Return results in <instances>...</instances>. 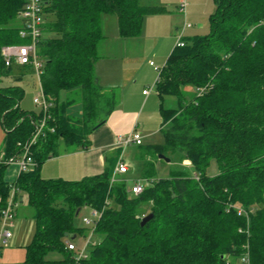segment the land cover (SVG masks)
Here are the masks:
<instances>
[{
    "label": "trees",
    "instance_id": "1",
    "mask_svg": "<svg viewBox=\"0 0 264 264\" xmlns=\"http://www.w3.org/2000/svg\"><path fill=\"white\" fill-rule=\"evenodd\" d=\"M214 2L209 31L185 35L155 83L163 142L138 145L136 166L140 177L156 181L133 196L127 177L111 181V166L79 180L45 179L41 168L62 145L87 149L92 131L116 106L117 89L101 85L96 74L105 18L116 17L119 35L131 38L142 34L148 15L166 8L158 0H42L43 33L49 35L38 45L40 84L52 103L51 119L32 146L34 166L8 183V165L0 164V211L13 186L16 199L25 192L34 210L27 263L245 264L246 256L249 264H264V0ZM25 3L0 0V82L12 71L2 48L29 42L20 35ZM71 91L78 99L63 100ZM24 95L19 85H0L5 159L21 151L18 143L30 138L43 115L21 107ZM166 96L175 97L177 106H165ZM76 100L81 117L68 112ZM160 154L171 163L188 161L193 172L176 166L160 176L158 161L168 163ZM213 162L218 170L212 174ZM237 205L249 215H239ZM84 206L101 213L94 229L99 240L77 260L68 242L86 233L74 223Z\"/></svg>",
    "mask_w": 264,
    "mask_h": 264
},
{
    "label": "crops",
    "instance_id": "2",
    "mask_svg": "<svg viewBox=\"0 0 264 264\" xmlns=\"http://www.w3.org/2000/svg\"><path fill=\"white\" fill-rule=\"evenodd\" d=\"M158 2L165 6L166 10L162 13L148 15L144 21L143 32L137 37L122 38L119 35L117 18L114 16L105 18L106 37L99 46L101 58L96 64V69H98L96 74L101 85L117 89L116 106L107 120L92 131L90 146L87 149L68 150L62 145L57 156L47 159L41 168L43 178L79 180L85 176L101 174L108 166L115 170L121 153L131 171L136 166L138 145L132 144L123 149L118 144V137L121 134L139 130L143 135V143H152L150 139L156 133H161L163 119L160 112V97L155 84L157 72L150 62L153 61L157 65L166 63L186 19L192 23L186 28V36L207 33L209 29L206 31L200 20H208L216 5L214 0H188L189 12L185 16L179 10L180 0H158ZM104 45L117 48L113 51L117 53V57L108 59V61L103 59L101 50ZM27 70H33L35 73L31 66L13 64L11 73L1 78L0 85L4 87L21 86L25 90V95L20 102L21 107L30 111H39L40 107L34 103L33 99L41 92L37 93L34 85L27 89L29 85L25 87L15 82V80L20 82ZM3 81L8 83L4 84ZM38 87L42 91L40 80ZM146 88L150 89L148 93H144ZM69 98L78 99L77 93L71 91L62 95L63 100ZM74 102L68 108V112L74 105H81L78 100ZM5 137L6 130L0 114V164L8 165L4 179L8 183H13L21 173L17 160L21 157V151L14 157L5 159L3 152ZM124 175L126 174L120 176ZM24 201L25 196L21 193L18 199L16 226L10 245L20 246L26 251V246L31 242L32 228H35V219L34 213H30L29 210L28 215L19 218V208Z\"/></svg>",
    "mask_w": 264,
    "mask_h": 264
},
{
    "label": "built area",
    "instance_id": "3",
    "mask_svg": "<svg viewBox=\"0 0 264 264\" xmlns=\"http://www.w3.org/2000/svg\"><path fill=\"white\" fill-rule=\"evenodd\" d=\"M42 5V0H26L24 7L19 12V19L21 21L20 35L23 38L29 40V42L23 44L5 45L2 48V57L6 66H12L13 64L31 65L39 78L42 74L44 65V61L38 53V45L44 30V13ZM187 7L188 0H180L179 10L183 12L185 16L187 14ZM191 25L192 23L186 19L177 35L175 46H183L185 44V31L186 28L190 27ZM150 64L154 66L157 72V81L164 65H157L153 61H151ZM149 90V88H146L144 93H148ZM198 91L202 92L203 89H198ZM33 101L37 106L40 107L43 115L41 118H39L36 128L30 138L25 142L18 143V145L21 147V157L17 159L20 166V171H27L35 165V161L31 152L32 146L37 142L38 138L44 134L47 122L49 119H51L50 107L52 103L46 98L42 91L39 95L34 97ZM54 129V127L50 128L52 131H54ZM142 143L143 135L139 130H134L128 134H121L118 137V144L123 149L132 144L140 145ZM128 171L129 165L124 161L121 154L111 181H116L118 175L126 174ZM155 181L156 180L154 178H135L132 187L129 188V191L133 196L140 195L146 188L153 185ZM16 191L17 188L13 186L10 190V194L4 208H2L0 211V251L4 247H8L10 245L11 239L14 235L18 206ZM234 208L237 210L239 215H249V212L242 206L237 205ZM93 214L99 218L101 213L93 210ZM97 219L92 221L88 218H85V222L88 224L93 223V228L89 229L90 231L88 233L87 243L83 247H78L74 242H68V247L70 250L75 251V257L77 260L86 257L87 248L90 245H94L96 243V241L93 240V235L95 234L94 229ZM241 261L245 264H249L246 256L242 257Z\"/></svg>",
    "mask_w": 264,
    "mask_h": 264
},
{
    "label": "rangeland",
    "instance_id": "4",
    "mask_svg": "<svg viewBox=\"0 0 264 264\" xmlns=\"http://www.w3.org/2000/svg\"><path fill=\"white\" fill-rule=\"evenodd\" d=\"M187 12H189L188 7H187ZM200 21H201V24L205 27L206 31H208V29L210 27L209 19L208 20L203 19ZM198 25H199V23H198ZM47 35H49V34L46 32L43 33V36H47ZM116 49L117 48L111 47L110 45H108V47L106 45H104L103 49L101 50V55L103 56L102 58L105 59L106 61H108V59H111V58L114 59V57L116 58L117 53L113 52ZM14 71H16V70H14ZM96 71H98V69H96ZM39 80H40V78L37 76L36 73L33 72V70H27L22 75V80L20 82L15 80V82L20 83V84L24 85L25 87H27V85H29L30 87L27 89H30L34 85V90H37V93H40L41 90H39V87H38ZM3 83L6 84L8 82L3 81ZM27 83H30V84H27ZM153 88L155 90V87H153ZM165 106L176 107L177 101H176L175 97L166 96L165 97ZM70 113L74 116L81 117L82 116V106L79 104L74 105L73 107H71ZM150 142H152V143L163 142V135L160 132L156 133L155 136H153L150 139ZM176 166L187 168L188 166H190V163L188 161H185L183 163H178V162L173 161L171 163V160H170V162H168L167 164H163L162 162L158 161L159 175L160 176L167 175L169 170L172 167H176ZM129 169H130V166H129ZM187 169H188V172H193V169L191 167L190 168L188 167ZM217 170H218L217 164L215 162H213L212 165L210 166V168L208 169L209 173H212V174L216 173ZM140 171L141 170H139V168L137 166H134V168L131 171H128L126 173V175L123 176V177H127L126 182H127L128 188L132 187L135 178H138L141 176ZM119 177H122V176L118 175L117 179ZM23 195L25 196V201L23 202L21 208H19V218L22 217L23 215H28V213H27L28 210L30 211V213H34L33 208L30 207V205L28 204L27 194L24 192ZM85 218H88L89 220L93 221V220H96L98 217L93 214V209L91 207H88V206L82 207L80 212L75 216V219H74L75 225L79 228H85V230H86L85 234H83V235L78 234L77 238L75 239L78 247H83L87 243L88 233L90 231L89 229L93 228V223L88 224L87 222H85ZM32 230L35 232V228H32ZM87 230H88V232H87ZM33 231H32V234L30 236V239L33 238V234H34ZM93 240L96 242L99 240L97 235H95V234L93 235ZM90 247L91 246H89L87 248V251H86L87 256L90 255V251H89ZM1 251L2 252L0 254V264H29L25 261L26 251L24 248H22L20 246L10 245L9 247H4ZM54 255L56 256L57 254L51 253V254H49L48 257H53Z\"/></svg>",
    "mask_w": 264,
    "mask_h": 264
},
{
    "label": "water",
    "instance_id": "5",
    "mask_svg": "<svg viewBox=\"0 0 264 264\" xmlns=\"http://www.w3.org/2000/svg\"><path fill=\"white\" fill-rule=\"evenodd\" d=\"M159 157L162 158V159H164L166 162H170V157H168V156H166V155H164V154H160ZM79 211H80V210H78V212H79ZM78 212H77V214H78ZM152 216H153V213H149V214L145 215V216L142 218V220H141V224L144 225L148 220H150V219L152 218ZM66 235L68 236V234H66ZM71 238L74 239L75 236H72Z\"/></svg>",
    "mask_w": 264,
    "mask_h": 264
}]
</instances>
